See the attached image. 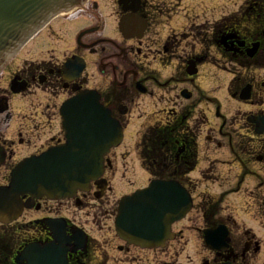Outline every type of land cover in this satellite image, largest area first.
<instances>
[{"label": "flooded vegetation", "instance_id": "obj_1", "mask_svg": "<svg viewBox=\"0 0 264 264\" xmlns=\"http://www.w3.org/2000/svg\"><path fill=\"white\" fill-rule=\"evenodd\" d=\"M113 1L115 12L112 16L117 19L115 32L121 40L113 41L106 36L107 21L100 5L87 0L79 12L53 18L31 38L27 45L32 40L36 43L44 32L66 21L61 23L62 27L53 38L47 37L49 42L35 48L30 59H24L26 64L17 62L22 59L27 45L6 61L2 59L0 179H8L10 170L22 159L63 143L62 104L83 91H94L100 103L123 127L122 145L126 142V129L119 116L157 115L153 124L139 129V141L132 146L133 160L151 179L149 183L167 181L184 190L189 200L188 211L170 225L171 236L160 248L143 249L120 239L115 230L117 206L110 202V197H105L111 189L106 178L114 169L109 158L111 150L104 158L102 176L91 182L86 190H78L74 196L55 204L53 202L57 201L46 198L35 200L31 212H41V218L29 222L20 219L13 225L0 226V264H16L17 254L29 244L53 248L54 244H59L53 236L59 238V232L65 238L64 256L60 259L65 264L255 263L261 243L249 231L240 233L241 226L236 225L233 216H228L231 214L228 206L236 209L238 205L236 215L241 211L248 214L241 201L234 204L230 198L239 195L243 200L247 185L250 182L258 185V178L264 172V127L261 123L264 122V0H242L237 15H221L214 20L206 15L215 8L208 9L206 2L211 0H158V3L127 0L125 6L120 5L119 0ZM213 1L220 2L217 6H221L224 0ZM82 19L92 24L68 35L72 24ZM179 20L183 21L181 27ZM124 21L126 31L122 36L119 25ZM198 22L205 28L197 26ZM66 35L70 45L61 48L60 41ZM222 36L226 39V48L218 44ZM54 39L58 41L55 44L58 48L54 46ZM197 44L201 52H196ZM180 48L189 49L192 56L183 62L184 71L190 60L202 59L197 64L198 73H192L191 69V75L184 73L180 81L164 78L161 70L179 61ZM212 49L221 62L238 71L237 75L231 74L226 88L229 100L244 110L241 116L234 115L236 125L219 103L204 97V89L198 84V78L203 76L200 68L212 63L208 62ZM232 53L236 55L234 63L228 57ZM21 88V92H14ZM241 95H247V99L241 100ZM34 100L45 104L48 118L58 126L55 134H51L53 126L49 132L42 133L37 128L41 123L28 125L27 118H32L27 105ZM144 104L149 105L146 113H142ZM218 151L228 154V161L215 163L218 159L212 158ZM114 162L116 166L117 161ZM117 173L116 166L113 175ZM211 181L220 183L216 190H225L212 193ZM255 194L257 214H264V196ZM104 198L106 200L100 205ZM62 206L78 210L84 216H79V221L69 218L72 216L66 214ZM113 212L117 237L108 241L93 236V229L101 225L100 219L109 220ZM84 218L88 220L89 230L82 222ZM47 219L56 220L58 224L49 226L38 222ZM248 222L254 223L253 219ZM12 226H16V230H12ZM220 226L227 230L226 246L208 249L203 232ZM117 239L121 241L119 244H115ZM188 247H191L190 252ZM149 253L152 256H148Z\"/></svg>", "mask_w": 264, "mask_h": 264}, {"label": "rangeland", "instance_id": "obj_2", "mask_svg": "<svg viewBox=\"0 0 264 264\" xmlns=\"http://www.w3.org/2000/svg\"><path fill=\"white\" fill-rule=\"evenodd\" d=\"M96 1L101 9L102 12L101 14L104 16V18L107 21V30H106V36L109 37L110 39H112L113 41H119L121 40V38L116 34L115 30L117 31V19L115 17H113V13L115 12V8H114V1L113 0H93ZM155 3H158V0H154ZM242 0H224L222 1L221 6H217L220 5V2L218 3V1H207L206 5L208 7V9H211V7H215L213 8V12L210 13V11L207 12V16L209 17V15H211V18L215 17H219L221 15H230L235 13L236 11L239 10V7L241 5ZM66 21H61V23L65 24ZM70 23V21H68ZM182 20L178 21V25L181 27L183 25ZM60 23V22H59ZM56 24L53 26L52 29L47 30L46 32H44L43 36L38 39L36 41V43H30L24 50H23V56L22 59H20L17 64H22L24 59H30L31 56L33 55V53L35 52V48H39V46L41 44H46L47 42H49V39L47 37L53 38L55 36V33L57 32V30L62 27L61 23L60 24ZM92 23L88 22L85 19H82L81 21H79L77 24H72L73 27L72 29H70V31L67 33L68 35H70L73 31L75 32H79V30L89 27ZM197 26H202L204 24L202 23H196ZM66 26H68L66 24ZM69 27V26H68ZM205 28V27H203ZM112 32V33H111ZM111 33V34H110ZM165 36V33H164ZM55 41V39L53 40ZM61 43L59 44V46L61 48H65L67 46H69V42H70V38L66 35V37L63 38V40L60 41ZM63 42V43H62ZM58 41L54 42V46L56 48H58L57 44ZM52 46V48L54 47ZM31 49H33L31 51ZM180 52L178 54V58L179 61H174V63H172L171 68L165 69V70H161L162 71V76H164V78L167 77H173L180 80H183V74L186 72L184 71V67L185 64H183V62L189 58H191L192 56L189 54V49H184V48H180L179 49ZM201 47L199 44H197V48H196V52H201ZM55 53V52H53ZM171 57V56H170ZM175 57V56H174ZM209 57V61L208 62H212L208 65H206L205 67H201L200 70H202L201 72L203 73V76L198 78V84L201 86L202 89H204V97L209 98L211 100L216 101L217 103H219L222 106V110L228 114L227 117H229V120H232L233 124L235 123V121L237 119H235L234 115L236 116H241V113L244 110H240L238 109L237 105H235V103H232L229 98L231 99V97L228 95L227 96V91L226 88L229 84V80L231 78V74H236L237 75V69L234 68L232 65L230 64H225L224 62H221L218 58V55L215 51V49H212L210 54L208 55ZM27 62L24 61V64H26ZM182 65V67H181ZM216 65V66H214ZM31 66V65H30ZM213 66V67H212ZM212 67V69H211ZM214 69V70H213ZM212 70V71H211ZM221 70V71H220ZM201 74V73H200ZM188 85V84H187ZM189 86V85H188ZM180 88H185V86L180 85ZM211 97V98H210ZM33 104V105H32ZM183 105H185V102H183ZM30 111V116L32 118L29 119L27 118L28 121V125H32L34 126V124H39L38 125V129L40 130V132L42 133H46L49 132V130L52 128V133L51 134H55L57 132V125L55 123V121L50 120L48 118L49 113H47V110L45 109V104L41 105L39 101H33L30 104L27 105ZM148 104H144L142 106V113H146L147 109H148ZM172 107V106H170ZM17 110V109H16ZM239 113V114H238ZM139 113H134L132 114L130 117H123V116H119L118 118L120 119L121 123L123 124V126L126 129V142H124L123 145H121L116 151L113 150L110 155L109 158L112 161L111 164L114 166L113 171H108V175L106 180L109 183L110 186V192L105 196V197H110V202L114 203V205H118L119 200L121 199V197L131 194L133 193L135 190L137 189H142L144 187H146L149 183V181L151 179L147 178L146 174L144 173V171L137 165V163H135V161L133 160V144L136 143V141H139V136L137 135V133L140 132V128L145 127V126H149L150 124H153L156 121L157 115H149L147 116V114H142L140 115ZM36 118H38V121L36 120ZM141 118V119H139ZM236 125V124H234ZM49 129V130H48ZM139 131V132H138ZM138 136V137H137ZM137 141V142H138ZM39 143V142H38ZM37 143V144H38ZM213 149V147H211ZM32 151V149H29ZM220 155V156H219ZM108 157V156H107ZM217 158V162L215 163H219V162H226L228 161V154L223 153L222 151H218L216 153V155L212 158ZM117 161V168H119V173H117L115 176L113 175L114 171H115V162ZM227 164V163H225ZM255 165V163H254ZM250 169L252 168V166H249ZM125 168V169H124ZM7 175V174H6ZM264 172H262L260 174V178H258V180H260V183L258 185H253V183H249V185H247V190L245 191L246 194L244 193V198L243 200H240V196L237 195L235 197L230 198V202L234 203V204H239V202H242V206H244V208L248 209V214H242L243 212H239L241 213L240 215H236L237 212V206L236 209H233L232 206H228V211L231 214H228V216H233L234 218H232L235 222L236 225L238 224L239 227L241 226V229L239 230L240 233L243 234L244 231H249L251 233H253L254 235H256L257 240L261 243V249L258 255H256L258 257V259L256 260V262H252V264H262L264 262V244H263V240L264 239V223L261 222V220H264V214L258 215L257 214V194H255L256 192L263 195L264 196ZM7 178V176H6ZM8 179H0V184L4 185L7 184ZM212 183L210 184L211 187V191L212 193H217V192H221L224 191L225 189H217L218 184L220 183H216L211 181ZM256 188H258V190L256 191ZM255 192V193H254ZM262 198V197H261ZM106 199L104 198V200H100V205L101 202L105 201ZM62 201V200H61ZM60 201L57 202H53V204L55 203H59ZM90 208L94 207L92 205H87ZM56 207V206H55ZM63 211H65L66 214L71 215L72 217L68 216L69 218L72 219H77L79 221V216H84L83 213L79 212L78 210H75L73 208H71L70 210L65 209V207L62 206ZM115 211V210H114ZM88 212V211H86ZM115 213L113 212L112 217H110L109 220H104V219H100V226L97 228L95 227L93 229L94 231V235L93 236H97L99 237L101 240L102 239H107L109 241V239H113L114 237H117V235L115 234L114 231V225H113V220H114V215ZM225 214V213H224ZM65 215V214H63ZM41 212L39 213H35V212H31V211H26V213L24 214L23 218H20L21 221L23 222H29V220L32 219H38L41 218ZM19 219V220H20ZM71 219V220H72ZM250 219H253L254 223L248 222ZM76 221V220H75ZM87 221L85 218L82 220V222L84 224H86V229L89 230L90 228L87 226ZM262 236V237H260ZM262 240V242H261ZM13 244H17V242L15 241H11ZM115 244H119L121 241H119L118 239L115 241ZM263 244V245H262ZM190 248L188 247V250L190 252ZM148 256H152L151 253H149ZM260 261V263L258 262ZM264 264V263H263Z\"/></svg>", "mask_w": 264, "mask_h": 264}, {"label": "water", "instance_id": "obj_3", "mask_svg": "<svg viewBox=\"0 0 264 264\" xmlns=\"http://www.w3.org/2000/svg\"><path fill=\"white\" fill-rule=\"evenodd\" d=\"M57 1L76 2L77 0H0V52L6 48L9 40L18 35L20 29L32 24L33 20ZM120 4L125 6V0ZM120 30L125 35V21L120 24ZM194 66L195 63L190 62L189 70ZM96 103L88 95L87 98H75L64 105L62 115L65 121L66 145L52 149L38 158L26 160L13 171L10 185L0 188V223H9L20 215L23 207L20 196L23 194L58 197L64 190L55 187L69 185L66 182L70 179L76 180L75 183L78 184L76 188L85 189L84 185L97 171L92 165L95 166L98 162V155L107 152L110 146H116L121 140V130L117 123ZM80 154L87 157L95 156L91 159L93 164H89V167L81 165ZM79 169H83L84 181L82 175L76 172ZM140 198L141 196L136 195L132 199L123 200L118 231L122 232L121 236L124 239L140 243L141 246H158L143 245L146 241H143L141 235L134 237L138 241L131 237L130 230L134 231L135 228L130 226L136 223L134 214L137 216L142 214V210L136 211L140 205ZM32 206L30 200L26 207L32 208ZM167 220H170V216ZM141 231L140 228L137 233ZM61 239L57 238V240ZM51 262L52 259L48 262L40 261L38 264H51Z\"/></svg>", "mask_w": 264, "mask_h": 264}, {"label": "bare ground", "instance_id": "obj_4", "mask_svg": "<svg viewBox=\"0 0 264 264\" xmlns=\"http://www.w3.org/2000/svg\"><path fill=\"white\" fill-rule=\"evenodd\" d=\"M33 41V40H32ZM32 41L30 42V43H32ZM29 43V44H30ZM19 44L20 43H18V42H15L10 48H11V50L9 51V53H8V56L5 58V61H6V59H8V57L10 56V54L12 53V51L17 47V46H19ZM28 46V45H27ZM5 57V53H3V55H1L0 56V61L3 59ZM16 86H18V84H16Z\"/></svg>", "mask_w": 264, "mask_h": 264}]
</instances>
